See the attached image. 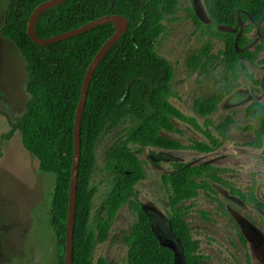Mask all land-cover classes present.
Here are the masks:
<instances>
[{
  "label": "trees",
  "instance_id": "trees-1",
  "mask_svg": "<svg viewBox=\"0 0 264 264\" xmlns=\"http://www.w3.org/2000/svg\"><path fill=\"white\" fill-rule=\"evenodd\" d=\"M45 0H9L1 34L14 42L24 57L29 77L26 109L3 138L19 131L23 146L38 160L40 169L56 175L52 198L51 226L60 244V263L64 264L66 222L74 157L75 115L87 68L102 44L115 31L112 23L97 26L79 35L41 46L27 33L34 8ZM210 19L205 22L195 11L189 18L205 34L224 38V55L230 67L237 70L241 59L260 61L264 40L255 50L248 48V36L262 23L264 35V0H203ZM178 11V0H66L40 14L35 30L45 38L79 27L106 14H122L129 20L127 31L98 64L88 89L81 122V154L76 195L73 264H106L105 258L93 259L96 241H103L108 224L103 219L97 229L89 226L92 208L91 174L96 164L99 140L118 131L116 141L107 150V169L113 172L111 189L106 197L109 215L114 217L129 203L135 211L128 238L126 264H175V250L163 243L156 233L150 215L134 198L135 184L144 177L138 156L129 143L165 150L192 149L210 153L218 139L208 133V142L184 145L166 133L177 131L174 120L198 129L193 117L184 114L171 98L174 66L155 50L158 39L166 31L165 20ZM221 26L236 27L238 33ZM215 104L205 101V113ZM246 114L257 128L255 146L264 138V105L253 101ZM252 126L249 127V129ZM170 173L162 176L169 195L168 223L181 245L185 264H205L200 244L187 220L189 206L184 203L201 193H216L213 182L225 183L232 195L264 213V201L256 195V182L246 190L225 181L210 162L174 161Z\"/></svg>",
  "mask_w": 264,
  "mask_h": 264
},
{
  "label": "rangeland",
  "instance_id": "rangeland-1",
  "mask_svg": "<svg viewBox=\"0 0 264 264\" xmlns=\"http://www.w3.org/2000/svg\"><path fill=\"white\" fill-rule=\"evenodd\" d=\"M9 0H0V264H59L60 244L51 226L52 198L56 175L40 169L39 160L22 144L19 131L9 138V118L15 121L26 109L29 70L17 45L1 34ZM195 10L210 22L203 0H178V11L165 20L166 31L155 50L171 61L172 103L193 117L196 128L175 119V132L166 134L184 144L208 142V133L218 139L213 152L192 149L165 150L131 142L129 147L143 167L144 177L135 184L134 198L150 215L161 241L176 253L175 264H185L181 245L168 223L169 195L162 176L170 173L174 161L210 162L225 181L246 190L256 182V195L264 201V138L255 146L257 125L247 116L253 101L264 105V50L260 61L241 59L237 70L225 58L226 40L205 34L189 18ZM248 36V48L264 40L262 23ZM238 33L236 27L221 26ZM211 101L209 113L201 104ZM9 117V118H8ZM252 126L250 129L249 127ZM119 132L104 135L96 149V164L91 174V229L101 220L108 224L103 241H96L93 259L105 258L106 264H126L128 238L137 219L129 203L111 217L106 197L113 172L107 169V150ZM216 193H201L186 201L187 220L200 244L205 264H264V213L231 194L225 183L213 182Z\"/></svg>",
  "mask_w": 264,
  "mask_h": 264
},
{
  "label": "water",
  "instance_id": "water-1",
  "mask_svg": "<svg viewBox=\"0 0 264 264\" xmlns=\"http://www.w3.org/2000/svg\"><path fill=\"white\" fill-rule=\"evenodd\" d=\"M66 0H45L39 3L32 11L27 25L28 36L37 44L41 46L50 45L58 41L68 39L70 37L79 35L88 30H91L97 26L112 23L115 31L107 38V40L99 48L92 61L90 62L87 71L84 76L81 95L79 103L76 109L75 115V128H74V157L71 173V183L69 192V211L66 222V236H65V254H64V264H73V247H74V228H75V214H76V195L78 186V174H79V164H80V154H81V122L83 117V112L86 104V98L88 94L89 85L92 76L103 59L105 54L116 44L123 34L127 31L129 26V20L122 14H106L90 20L85 24L76 27L74 29L64 31L59 34L52 35L50 37L42 38L37 35L35 30V25L38 17L45 10L60 4Z\"/></svg>",
  "mask_w": 264,
  "mask_h": 264
}]
</instances>
